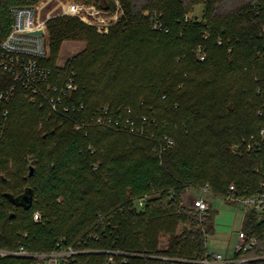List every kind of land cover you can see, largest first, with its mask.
<instances>
[{
	"label": "trees",
	"instance_id": "16d2710c",
	"mask_svg": "<svg viewBox=\"0 0 264 264\" xmlns=\"http://www.w3.org/2000/svg\"><path fill=\"white\" fill-rule=\"evenodd\" d=\"M38 1L0 0V42L10 28V9ZM94 4L113 11L110 0ZM200 4L201 20L185 21ZM121 5L122 15L106 35L96 34L77 17L53 16L46 21L47 67L53 69L52 60L64 42L87 45L67 66L77 85L67 99L77 108L70 116L49 115L45 105L28 106L21 92L0 106V114L4 107L8 110L0 134L2 249L49 253L62 242L75 250L119 249L196 264L207 255L214 211L198 214L190 204L185 206V188L207 185L218 198L226 195L230 184L242 198L260 191L264 135L259 152L237 155L228 146L264 131V0H121ZM154 18L162 31L152 30ZM198 46L205 49L204 61L196 59ZM79 106L84 114H78ZM103 109L112 117L121 115L120 123L128 117L139 126L145 119L147 135L98 124L86 132L75 129L76 119H96ZM39 124L50 130L37 135ZM163 137L174 145L159 156L154 148ZM26 188L33 192L28 209L4 196L17 197ZM144 195L148 198L137 210L134 200ZM35 212L41 213L39 222L33 220ZM98 214L109 224L103 234ZM178 223L181 235L171 240L168 251H158L157 235L174 234ZM242 230L256 238V245L235 258L263 256L264 221L248 212ZM92 232L99 235L97 240L87 239ZM106 260L105 254L83 253L70 264ZM0 264L41 263L8 257Z\"/></svg>",
	"mask_w": 264,
	"mask_h": 264
},
{
	"label": "built area",
	"instance_id": "2783aa9c",
	"mask_svg": "<svg viewBox=\"0 0 264 264\" xmlns=\"http://www.w3.org/2000/svg\"><path fill=\"white\" fill-rule=\"evenodd\" d=\"M115 6V12L112 16L106 17L105 12L99 10L93 5H78L71 3L76 8L74 13L64 11V3L62 5V15L77 17L82 23L94 28L97 34L106 35L117 20L118 14H122L121 0H111ZM69 3V2H68ZM147 15V13H146ZM38 7L32 6H16L10 9V28L6 37L0 42V106H7L12 102L17 92H21L29 104L45 105L49 110V115H55L66 118L69 113L77 108L70 105L68 97L77 91V85L74 81L73 73H61L54 71L46 66V62L50 58V47L48 43V35L46 29V21L48 19H39ZM186 21V19H185ZM42 31L41 36L29 35L33 31ZM152 30L162 31L163 27L156 18L153 19ZM167 31L166 29L164 30ZM264 31V29H263ZM208 35H204L203 39H207ZM220 44V40L217 42ZM195 56L198 61H204L206 58L205 49L198 46L195 50ZM57 72V73H56ZM259 91V90H258ZM69 103V104H68ZM264 108V105H263ZM82 111L79 106L78 114ZM83 112V111H82ZM85 111L81 114H84ZM262 114V111H259ZM96 115V113H95ZM121 115L112 117L108 109H103V115H93L90 119L78 118L75 121V129L85 131L95 124L105 128H113L119 132L133 133L139 136H146L145 119H142L139 126L135 121H131L128 117L120 123ZM8 119V110L4 107L0 114V134L2 133ZM149 135V134H148ZM264 131H260L258 136L251 135L247 139L242 140L240 144L232 146V152L237 155L252 154L259 152L261 149ZM163 141V142H162ZM174 145L173 140L163 137L157 142L154 152L159 156L167 148ZM196 191L199 194L190 202V207L198 214H204L209 210V206L205 200V195L213 196L209 192L207 185L203 187H186L183 194ZM214 197V196H213ZM147 195L134 200L136 208H143ZM218 198V197H217ZM223 202L239 205L243 207V215L253 212L258 222L264 221V180L260 183V191L248 198H242L235 194L234 184H230L227 193L223 198H219ZM35 222L40 221L37 212L33 214ZM100 233L105 232L108 227L105 217L102 214L97 215ZM94 238L97 240L99 235L92 232L87 235V239ZM264 240V235L262 236ZM256 245V238L248 237L242 228L237 232L236 243L234 245V256L230 260H225L221 255H206L202 260L193 262L196 264H244L249 261H264V255L252 259H237L235 255L249 251ZM57 249L49 253H33L25 251L23 247L16 250H6L0 248V260L8 257L26 258L37 260L41 264H70L74 261L75 256L83 253L105 254L107 260L105 264H144L147 261H161L171 264L175 263H191L176 258H169L163 255H146L135 252H123L119 249L111 250H75L71 246H65L59 242Z\"/></svg>",
	"mask_w": 264,
	"mask_h": 264
},
{
	"label": "rangeland",
	"instance_id": "374dc122",
	"mask_svg": "<svg viewBox=\"0 0 264 264\" xmlns=\"http://www.w3.org/2000/svg\"><path fill=\"white\" fill-rule=\"evenodd\" d=\"M68 2L70 4H67L65 6L64 3H68ZM71 3H75L78 5H93V6H95L94 0H39L37 3H35L33 5L38 7V9H39V17L38 18L43 20V19H48L49 17L62 15V11H63L62 5L63 4L65 6V9H64L65 12L74 13L76 8L74 6H72ZM112 4H113V11L112 12L104 11L106 14V17L112 16L115 12L114 3H112ZM29 6H32V5H29ZM121 8H122V5H121ZM101 11L103 12V10H101ZM203 11H204V5H202V4L196 5L192 11H189L186 14V16H185L186 21H188V22L200 21L202 18V15H203ZM146 13L147 12H145L144 14L146 15ZM118 15H119L118 20H119V18L122 14L120 13ZM86 47H87V45L83 41L74 40V41L64 42L60 48V51L52 60V66H53L54 71H60L61 73L69 72V71H67V66L70 63L71 59L73 57H75L76 55H79L82 52H84L86 50ZM124 80H129V77L126 76L124 78ZM144 93H148V92H144ZM21 98L23 99V101L26 105L31 106L26 101V99L24 97H21ZM157 112L162 117H168V114L166 115V113L163 111H157ZM88 117H90V116L88 115ZM88 117H86V118H88ZM36 130H37V135H42L43 133H45L46 131H48L50 129L46 125L43 126L42 124H39L37 126ZM228 150L232 152V145L228 146ZM191 193H196V191H191ZM192 199L193 198L189 199V198L183 197V204L185 206L189 205L190 202L192 201ZM212 200H213L212 204H213V206L216 207L217 212L224 213V214H221V216H222L221 220L222 221L220 220L222 222V224L224 225V228L226 230H230L231 228H234L235 223H234V220L232 217L234 215H237V214H243V207L239 206V205H234V204H229V203L223 202L221 199H219L217 197H214ZM136 209L141 210L140 208H136ZM37 213L39 214V216H41V213H39V212H37ZM182 231H183V227L180 223H178L175 226L174 234L171 235V234L159 233L156 237L157 250L158 251H168L171 240L175 237H179L181 235ZM235 241H236V236L233 237L232 243L230 245V250L228 251L229 252L228 255L231 257L233 256V252H234L233 246L235 244ZM208 248H210L209 245H208Z\"/></svg>",
	"mask_w": 264,
	"mask_h": 264
},
{
	"label": "crops",
	"instance_id": "0c3cea01",
	"mask_svg": "<svg viewBox=\"0 0 264 264\" xmlns=\"http://www.w3.org/2000/svg\"><path fill=\"white\" fill-rule=\"evenodd\" d=\"M198 193H185L182 195V198H195L198 197ZM205 200L210 207L214 211V217H213V231L210 235L207 236L206 239V251L208 256H212L215 254L221 255L225 260H230L233 258L235 252H233V256L228 255V251L230 250V245L232 243V239L234 236L237 238V232L243 227L244 222V215L243 214H237L234 215L232 218L235 223V227L231 228L230 230H226L224 228V225L222 224V216L221 212H217L216 207L212 204L213 196L206 195ZM221 220V221H220ZM236 243V241H235ZM234 244V243H233ZM208 245L210 248H208ZM235 245V244H234ZM234 249V246H233ZM228 255V256H227Z\"/></svg>",
	"mask_w": 264,
	"mask_h": 264
},
{
	"label": "water",
	"instance_id": "95a60500",
	"mask_svg": "<svg viewBox=\"0 0 264 264\" xmlns=\"http://www.w3.org/2000/svg\"><path fill=\"white\" fill-rule=\"evenodd\" d=\"M29 35L32 36H41L42 35V31L38 30V31H33L30 32ZM33 174V167L30 166L29 167V172H28V176H32ZM8 200L11 201V203L15 206H19L22 207L24 209H28L31 206L32 203V199H33V192L31 189L26 188L24 189L23 193L17 197H13L10 194H5L4 195Z\"/></svg>",
	"mask_w": 264,
	"mask_h": 264
},
{
	"label": "bare ground",
	"instance_id": "6f19581e",
	"mask_svg": "<svg viewBox=\"0 0 264 264\" xmlns=\"http://www.w3.org/2000/svg\"><path fill=\"white\" fill-rule=\"evenodd\" d=\"M67 4H70V3H66L65 6H66ZM71 5H72V4H71ZM65 6H64V9H65ZM74 12H75V11H74ZM71 13H72V12H71Z\"/></svg>",
	"mask_w": 264,
	"mask_h": 264
}]
</instances>
